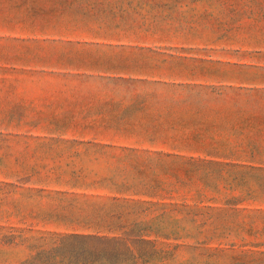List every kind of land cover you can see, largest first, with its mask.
Returning <instances> with one entry per match:
<instances>
[{
    "label": "rangeland",
    "instance_id": "374dc122",
    "mask_svg": "<svg viewBox=\"0 0 264 264\" xmlns=\"http://www.w3.org/2000/svg\"><path fill=\"white\" fill-rule=\"evenodd\" d=\"M0 264H264V0H0Z\"/></svg>",
    "mask_w": 264,
    "mask_h": 264
}]
</instances>
